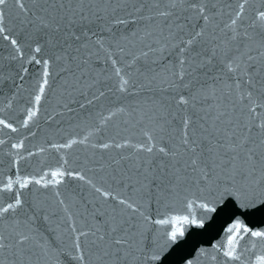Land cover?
Returning a JSON list of instances; mask_svg holds the SVG:
<instances>
[{
  "label": "snow or ice",
  "instance_id": "obj_1",
  "mask_svg": "<svg viewBox=\"0 0 264 264\" xmlns=\"http://www.w3.org/2000/svg\"><path fill=\"white\" fill-rule=\"evenodd\" d=\"M129 3L130 0H30L29 6L26 0H12L13 6L23 15L24 47L29 52V56H25L18 39L13 38L3 26L9 0H0V37L12 49L10 60H27L28 63L42 65L43 82L39 86V94L34 97L36 105L41 102L49 83L48 77L55 69H59L57 75L62 73L67 77L66 83L70 81L74 90L85 84L92 89L98 81L88 83L91 76L87 68L101 50L108 53V60H111L117 81L116 91L130 93L135 85L122 75L124 69L118 66V61L112 58L98 35L100 32H112L114 25L126 23L119 12L126 11ZM247 3L248 0H241L238 10L222 29L226 30L225 39L212 44L209 54L208 48L198 50L205 42L207 28L215 15L209 10V0H152V7L156 9L154 15L163 18L169 34L176 41L173 47L179 54V70L173 73V80L163 89L166 93L169 89L176 91L167 102L157 101L158 108L149 117L156 127L144 133L147 144L131 145L128 141L99 144L101 151L132 147L136 153L146 154L137 156L131 175L125 174L124 180L128 183L125 185L124 180L119 182L141 192L149 203L183 196L186 207L191 208L194 202L188 199V195L192 194L202 201L197 206L205 214L248 219L264 212V10H257L248 28L241 31ZM143 7V4L139 7L132 4L135 12H140ZM211 8H216V4L212 3ZM193 19L197 21L195 25L191 24ZM216 39L212 37L213 41ZM239 43H243L245 51L234 54L233 47L237 53L240 51ZM21 70L27 73L23 64ZM17 76L23 80L20 72ZM201 76L211 79L212 84H207V80L201 83ZM219 83L226 89L222 98L204 108L203 103L217 99L215 85ZM81 95L91 105L105 92H92L90 99L83 91ZM80 106L85 107L84 104ZM120 112H124L122 107L103 116V122ZM36 117L37 111L28 109L24 126L27 127ZM0 125L11 127L3 120H0ZM76 142L72 140L62 147H71ZM12 147L18 148L19 145ZM124 159L126 157L121 155L120 160L113 163L119 164ZM64 175L61 171L51 173L53 179ZM67 175L85 179L79 173L68 172ZM61 182L56 180L57 184ZM29 183L41 185L42 180L16 181L20 189L27 188ZM93 187L105 203L111 200L116 204H110L111 214L98 209L95 214L98 223L94 230L80 231L75 237L74 247L80 255L72 258L81 262L85 256L80 237H93L91 244L97 259L103 264H128L130 259L157 264L161 252L184 236V225L205 227L204 215L200 219L187 215L155 219L145 213L141 201ZM4 192H13L11 181L0 187V193ZM224 201L223 207H216ZM24 207L19 191L15 192L11 202L0 206V227L9 222L12 225L11 230H0V264H25V259L34 254L33 249L42 246L35 241V229L26 232L19 228L21 223L31 222L37 215L32 212L25 221H21L16 214ZM170 223L173 228L165 233L163 243L154 238L147 251L141 247L143 240L148 238L146 232L150 230V224L164 226ZM233 230L235 235L222 252L224 264H244L243 254L237 249L239 241L236 236L240 239L249 236L255 247L257 242L264 244V231H250L239 220L228 229L230 233ZM256 264H264V255L256 258Z\"/></svg>",
  "mask_w": 264,
  "mask_h": 264
},
{
  "label": "water",
  "instance_id": "obj_2",
  "mask_svg": "<svg viewBox=\"0 0 264 264\" xmlns=\"http://www.w3.org/2000/svg\"><path fill=\"white\" fill-rule=\"evenodd\" d=\"M26 2L31 6L30 0ZM240 2L241 0H209V10L215 15L207 28L205 42L198 50L208 48L210 54L212 44L225 39L226 30L222 29L230 17L234 16ZM133 3L136 7L141 4L144 7L140 12H135L132 10ZM212 3L216 4V8H211ZM257 10H264V0H248L241 31L248 28ZM155 11L152 0H130L128 9L119 12L126 23L114 25L112 32L98 33L112 58L124 69L122 75L135 85L128 94L116 91L117 81L113 76L111 60H108V53L101 50L87 68L91 76L88 83L98 81L92 89H88L85 84L74 90L70 81L66 83L67 77L62 73L57 75L59 69H55L48 77L49 83L41 102L36 105L34 97L39 94V86L43 82L42 65L28 63L27 60L11 61L9 57L12 49L0 37V120L11 126L5 128L0 125V187L9 181L13 183L12 193H0V206L11 202L15 192L19 191L25 205L16 214L20 220L25 221L32 212L37 213L31 222L21 223L19 228L26 232L35 229V241L42 245L33 249L34 254L25 259V264H103L94 252L91 236L80 237L84 261L72 258L73 255H80L74 247L75 237L79 232L94 230L98 223L95 219L97 210H106L111 214L110 204H116L111 200L105 203L103 197L94 191L93 185L112 195L141 201L145 213L155 219L184 215L200 219L202 215L205 216L204 228L184 225V236L179 237L176 243H170L161 252L157 264H224L222 252L226 250L229 239L235 235V230L230 233L228 229L237 220L250 231H264V212L256 213L248 219L242 216L231 219L226 215L217 217L216 213H203L197 206L202 201L192 194L188 195V199L194 202L191 208L186 207L183 196H171L160 203L155 200L149 203L141 192L119 182L124 180L125 174L131 175L134 172L137 156L143 157L146 154L136 153L132 147L119 151L114 148L101 151L99 148V144L112 141H128L131 145L147 144L144 133L156 127L149 117L157 110V101L167 102L176 91H163L173 80V73L179 70V54L173 47L176 41L169 34L170 30L165 26L163 18L154 15ZM22 20L23 15L13 6L12 0H9L3 26L13 38L18 39L25 56H29L28 49L24 47L26 36L22 31ZM196 23L194 19L191 21L192 25ZM195 30L198 31L199 28ZM213 36L217 38L215 41L212 40ZM239 49L237 53L233 47V53L242 54L245 51L243 43H239ZM21 64L27 69L26 74L21 70ZM17 72H20L23 80L17 76ZM200 80L201 83L207 80V84H212V80L207 77L201 76ZM215 87L217 99L203 103L204 108L208 104L217 103L226 91L222 83ZM98 90H103L105 95L94 104H87L81 91L90 99L91 93ZM81 104L85 107H81ZM121 107L124 112L117 113L106 123L103 122V116ZM30 108L37 111V117L25 127L24 120ZM72 140L77 142L71 147H62ZM14 144L19 147L13 148ZM121 155L126 159L119 164L113 163L114 160H120ZM54 171L64 172L65 175L53 179L51 173ZM68 172L79 173L85 179H74L67 175ZM38 179L42 180L41 185L29 183L27 188L20 189L16 184L18 180ZM56 180L62 182L57 184ZM127 183L124 180V184ZM132 183L134 184V179ZM225 202L216 207H223ZM11 227L9 222L0 227V230H11ZM148 227V238L141 245L145 251L154 238L163 243L165 233L173 225L150 224ZM236 239L239 241L237 249L243 254L244 264H256V258L264 255V244L257 242L253 247L249 236H244L243 239L236 236ZM128 264L152 262L130 259Z\"/></svg>",
  "mask_w": 264,
  "mask_h": 264
}]
</instances>
